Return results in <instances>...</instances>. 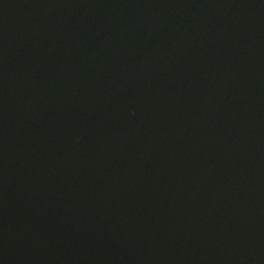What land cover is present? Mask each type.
<instances>
[{
  "label": "water",
  "instance_id": "obj_1",
  "mask_svg": "<svg viewBox=\"0 0 264 264\" xmlns=\"http://www.w3.org/2000/svg\"><path fill=\"white\" fill-rule=\"evenodd\" d=\"M0 264H264V0H0Z\"/></svg>",
  "mask_w": 264,
  "mask_h": 264
}]
</instances>
